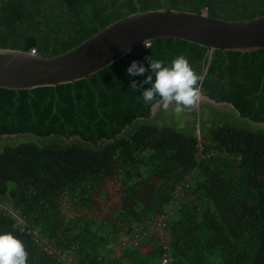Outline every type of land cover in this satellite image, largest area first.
I'll list each match as a JSON object with an SVG mask.
<instances>
[{
  "label": "trees",
  "instance_id": "1",
  "mask_svg": "<svg viewBox=\"0 0 264 264\" xmlns=\"http://www.w3.org/2000/svg\"><path fill=\"white\" fill-rule=\"evenodd\" d=\"M165 7L264 15V0H0V47L53 56ZM179 55L206 99L179 115L153 113L157 103L141 97L151 84L130 89L149 73L127 68ZM5 232L24 242L28 264H161L167 253L171 264H264V49L209 52L156 37L89 78L0 88Z\"/></svg>",
  "mask_w": 264,
  "mask_h": 264
},
{
  "label": "water",
  "instance_id": "2",
  "mask_svg": "<svg viewBox=\"0 0 264 264\" xmlns=\"http://www.w3.org/2000/svg\"><path fill=\"white\" fill-rule=\"evenodd\" d=\"M184 39L213 50L264 49V15L245 20L210 16L171 7L126 15L70 50L44 56L37 51L0 47V88L32 89L89 78L156 37Z\"/></svg>",
  "mask_w": 264,
  "mask_h": 264
},
{
  "label": "clouds",
  "instance_id": "3",
  "mask_svg": "<svg viewBox=\"0 0 264 264\" xmlns=\"http://www.w3.org/2000/svg\"><path fill=\"white\" fill-rule=\"evenodd\" d=\"M149 67L133 61L127 68L130 76L149 74L137 84L135 80L130 83V89L134 90L143 84H151L142 92V100L145 104L153 102L159 104L165 112L171 110L179 115L193 110L201 97V76L192 67L184 55L174 58L170 65L163 60L148 57ZM155 81L153 82V75ZM116 250H121L119 246ZM29 253L22 240L10 232L0 233V264H28Z\"/></svg>",
  "mask_w": 264,
  "mask_h": 264
},
{
  "label": "rangeland",
  "instance_id": "4",
  "mask_svg": "<svg viewBox=\"0 0 264 264\" xmlns=\"http://www.w3.org/2000/svg\"><path fill=\"white\" fill-rule=\"evenodd\" d=\"M206 98H204L203 96L200 97V100H205ZM199 100V101H200ZM199 103V102H198ZM198 106V104L196 105V107ZM159 111V104H157L155 107H154V110H153V113ZM180 123V122H179ZM64 209L66 210L67 212V215L68 216H72L74 215L76 212H75V209L72 208L71 204H65L64 205ZM113 206H116L115 204H110V205H107V206H104V208L102 209L103 213H108L107 211L111 208H113Z\"/></svg>",
  "mask_w": 264,
  "mask_h": 264
},
{
  "label": "built area",
  "instance_id": "5",
  "mask_svg": "<svg viewBox=\"0 0 264 264\" xmlns=\"http://www.w3.org/2000/svg\"><path fill=\"white\" fill-rule=\"evenodd\" d=\"M31 50L36 51L35 48H33V49H31ZM163 223H164V226H166V223H165V222H163ZM149 231H150V232H149ZM153 231H155L154 227H152L151 230H145V231H143V234H150V233L153 232ZM139 237H140V235L137 236V239H136V241H135L136 244H138V242H139V240H138ZM162 237H164V236H162ZM171 261H172V257H171L170 255H168V253H167V254H165V255L163 256V258H162V260H161V264H171Z\"/></svg>",
  "mask_w": 264,
  "mask_h": 264
}]
</instances>
